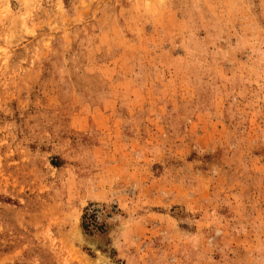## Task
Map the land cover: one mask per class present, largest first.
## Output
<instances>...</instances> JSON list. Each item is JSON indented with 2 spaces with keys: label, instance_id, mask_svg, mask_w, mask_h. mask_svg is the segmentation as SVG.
Here are the masks:
<instances>
[{
  "label": "rangeland",
  "instance_id": "rangeland-1",
  "mask_svg": "<svg viewBox=\"0 0 264 264\" xmlns=\"http://www.w3.org/2000/svg\"><path fill=\"white\" fill-rule=\"evenodd\" d=\"M0 264H264V0H0Z\"/></svg>",
  "mask_w": 264,
  "mask_h": 264
},
{
  "label": "trees",
  "instance_id": "trees-1",
  "mask_svg": "<svg viewBox=\"0 0 264 264\" xmlns=\"http://www.w3.org/2000/svg\"><path fill=\"white\" fill-rule=\"evenodd\" d=\"M83 226H84L85 228L89 226V222H88V219H87L86 216H85L84 221H83Z\"/></svg>",
  "mask_w": 264,
  "mask_h": 264
}]
</instances>
